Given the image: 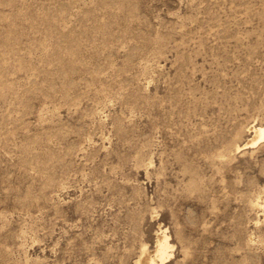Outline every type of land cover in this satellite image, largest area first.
I'll return each instance as SVG.
<instances>
[{
    "label": "rangeland",
    "instance_id": "1",
    "mask_svg": "<svg viewBox=\"0 0 264 264\" xmlns=\"http://www.w3.org/2000/svg\"><path fill=\"white\" fill-rule=\"evenodd\" d=\"M260 125L264 0H0V264H264Z\"/></svg>",
    "mask_w": 264,
    "mask_h": 264
},
{
    "label": "bare ground",
    "instance_id": "2",
    "mask_svg": "<svg viewBox=\"0 0 264 264\" xmlns=\"http://www.w3.org/2000/svg\"><path fill=\"white\" fill-rule=\"evenodd\" d=\"M247 133H249V137L246 139V142L239 147L240 150L253 147L262 141H264V125L251 127L248 129ZM248 136V135H247ZM169 246L162 236H157V245L155 248L154 255L160 260L163 261L166 258V254L168 253ZM139 264H153L150 263V257L148 253L142 255L139 260Z\"/></svg>",
    "mask_w": 264,
    "mask_h": 264
}]
</instances>
